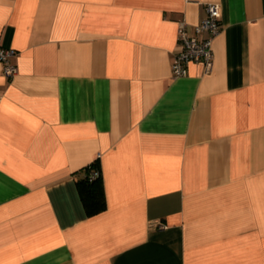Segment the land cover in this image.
<instances>
[{"label": "crops", "instance_id": "0c3cea01", "mask_svg": "<svg viewBox=\"0 0 264 264\" xmlns=\"http://www.w3.org/2000/svg\"><path fill=\"white\" fill-rule=\"evenodd\" d=\"M208 2L212 68L174 76ZM0 46V264H264V0H0Z\"/></svg>", "mask_w": 264, "mask_h": 264}, {"label": "built area", "instance_id": "2783aa9c", "mask_svg": "<svg viewBox=\"0 0 264 264\" xmlns=\"http://www.w3.org/2000/svg\"><path fill=\"white\" fill-rule=\"evenodd\" d=\"M206 16L194 26L195 34L189 33L186 22L178 23L177 38L181 43V49L176 53L171 64L174 76L184 75L186 65L190 61H203L204 73H208L212 68V43L214 37L221 29L220 6L218 3L208 2L205 4ZM206 33L205 37L199 35ZM16 54L12 47L0 46V63L2 64V74L7 79H12L18 72V67L11 61ZM99 175L98 170L91 173V178Z\"/></svg>", "mask_w": 264, "mask_h": 264}, {"label": "trees", "instance_id": "16d2710c", "mask_svg": "<svg viewBox=\"0 0 264 264\" xmlns=\"http://www.w3.org/2000/svg\"><path fill=\"white\" fill-rule=\"evenodd\" d=\"M94 170H98L99 175L91 178ZM78 173L75 175V182L86 214L92 216L105 210L107 204L98 159L86 165Z\"/></svg>", "mask_w": 264, "mask_h": 264}]
</instances>
